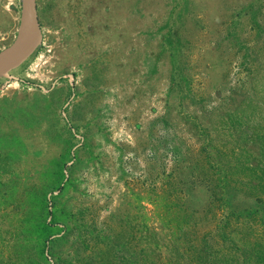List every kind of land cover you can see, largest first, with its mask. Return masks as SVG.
<instances>
[{
	"label": "rangeland",
	"instance_id": "374dc122",
	"mask_svg": "<svg viewBox=\"0 0 264 264\" xmlns=\"http://www.w3.org/2000/svg\"><path fill=\"white\" fill-rule=\"evenodd\" d=\"M31 1L0 264H264V0ZM31 26L0 0V54Z\"/></svg>",
	"mask_w": 264,
	"mask_h": 264
},
{
	"label": "water",
	"instance_id": "95a60500",
	"mask_svg": "<svg viewBox=\"0 0 264 264\" xmlns=\"http://www.w3.org/2000/svg\"><path fill=\"white\" fill-rule=\"evenodd\" d=\"M25 4L27 5L28 9L32 14V26L18 42V44L12 49L11 53L8 55L0 54V62H10L13 61L17 55L23 50L26 46L28 40L39 31V23L37 20L35 5L31 0H24Z\"/></svg>",
	"mask_w": 264,
	"mask_h": 264
},
{
	"label": "trees",
	"instance_id": "16d2710c",
	"mask_svg": "<svg viewBox=\"0 0 264 264\" xmlns=\"http://www.w3.org/2000/svg\"><path fill=\"white\" fill-rule=\"evenodd\" d=\"M178 70H179V68H178ZM223 217H227V216H223Z\"/></svg>",
	"mask_w": 264,
	"mask_h": 264
},
{
	"label": "bare ground",
	"instance_id": "6f19581e",
	"mask_svg": "<svg viewBox=\"0 0 264 264\" xmlns=\"http://www.w3.org/2000/svg\"><path fill=\"white\" fill-rule=\"evenodd\" d=\"M27 44H28V43H27ZM27 44H26V45H27Z\"/></svg>",
	"mask_w": 264,
	"mask_h": 264
}]
</instances>
